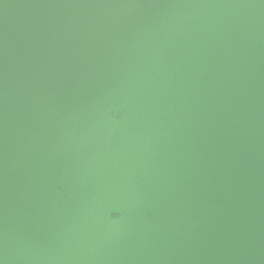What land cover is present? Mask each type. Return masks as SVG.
<instances>
[{
    "label": "water",
    "instance_id": "95a60500",
    "mask_svg": "<svg viewBox=\"0 0 264 264\" xmlns=\"http://www.w3.org/2000/svg\"><path fill=\"white\" fill-rule=\"evenodd\" d=\"M0 264H264V0H0Z\"/></svg>",
    "mask_w": 264,
    "mask_h": 264
}]
</instances>
